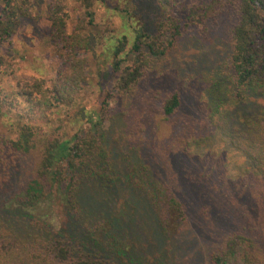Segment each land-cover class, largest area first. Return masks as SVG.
Listing matches in <instances>:
<instances>
[{
	"label": "trees",
	"instance_id": "obj_1",
	"mask_svg": "<svg viewBox=\"0 0 264 264\" xmlns=\"http://www.w3.org/2000/svg\"><path fill=\"white\" fill-rule=\"evenodd\" d=\"M75 1L87 20L79 19L72 28L62 3L48 6L51 40L57 51H62L64 61L55 78L16 81L15 90L7 92L3 87L7 62L0 49V116L4 109L19 119L14 138L0 131V264H122L120 256L132 255L130 242L120 237L115 212L109 208L126 186L131 191L125 200L135 205L131 230L136 239L143 241L141 228L149 225L155 242L165 236L173 243L175 264H264V238L257 235L259 228L251 229L249 219L240 229V222H231L238 217L239 207H250L262 211L264 229V0H111L115 2L113 10L125 14V21L120 34L108 39L93 33L98 27L94 6H107L108 0ZM119 1L125 3L124 10L117 5ZM34 8L32 0H0V47L19 29L23 18L31 17ZM226 15L232 19L227 31V62L222 71H215L206 89L207 106L197 117L204 123L203 136L195 146L200 142L211 147L210 143L219 140L224 143V152L230 153L229 169L236 166V158L244 157L246 170L238 175L240 186L230 191L228 185L226 192L222 183L210 181L211 172L198 174L189 168L180 177L188 182L184 199L161 192L163 205L159 204L160 188L151 187L145 168L128 169L132 166L118 161L117 150L108 145L104 111L114 97L131 93L156 59L170 56L186 31L200 28L207 34L209 25ZM155 29L157 34H153ZM99 45L113 59L109 70L116 89L107 94L102 110L77 114L74 119H85L87 125L82 122L72 137L45 132L43 126L25 122L51 123L62 106L77 102L89 79L87 57L82 54H95ZM160 104L163 119L168 121L182 108V95L168 92ZM31 156L36 160L31 172L23 176L24 163ZM171 157L180 168L188 160L185 151ZM205 186L213 193L207 196ZM234 192L235 203L217 212L213 200L227 203ZM197 198L207 203L200 207L199 228L213 231L231 222L230 231L207 252L204 263V253L199 254L187 239L194 229L187 202L192 206ZM255 200L258 203L253 207ZM54 204L66 214L65 228L58 229L47 221ZM170 209L179 216L171 228L167 223L175 213ZM134 253L137 256L135 248Z\"/></svg>",
	"mask_w": 264,
	"mask_h": 264
},
{
	"label": "rangeland",
	"instance_id": "obj_2",
	"mask_svg": "<svg viewBox=\"0 0 264 264\" xmlns=\"http://www.w3.org/2000/svg\"><path fill=\"white\" fill-rule=\"evenodd\" d=\"M32 2L35 3V8L32 10L31 17L23 18L19 29L0 47L1 55L7 62L5 64V75H3V87L7 92L15 90L16 81H26L40 77L53 79L64 64L62 51H57L51 40V27L46 18L49 5H55L58 2L63 4L66 12L71 17L69 20L70 28L77 24L81 18L87 20L82 11L83 9L81 10L79 3L75 0H32ZM113 5H115V2L108 0L107 6L105 4L94 6L95 22L98 27L93 33H99L102 39H108L110 36L117 37L125 21V19L122 20L125 14L114 11ZM117 5L124 10V2L119 1ZM40 9L41 11H39ZM231 20L228 15L223 16L218 22L209 25L207 34H202L203 31L200 28L186 31L179 44L175 45L176 47L174 46L175 48L170 52L171 55H168L169 58L167 56L156 59L155 63L148 69L146 78L128 95L124 97L116 96L110 100L108 102L109 109L104 111L107 113L108 119L104 126L109 138L108 145L117 150L116 158L118 161H125L132 166L128 169L133 171V166L140 170L145 168L144 174L149 176L153 184L151 187L157 188L158 186L160 188V194H157V196H160L159 204L163 205L161 192L174 197L178 195L181 199H184L182 194H184L188 182L180 177H183L189 168H194L192 172L198 174L203 172L209 174L211 172L213 178H210V181L213 184L215 182L222 183L226 192H228L226 189L228 185L230 191H235V187L237 188L241 184L237 178L240 170H246L244 169V157L236 158V166L230 170V153L226 154L224 152V143L218 140L214 144L210 143L211 147H207L205 144L201 145L200 142L198 143L199 147L195 146V142L199 141L198 138L203 136L200 133H203L204 123L201 122V119L198 120L197 117L200 116V111L204 109V106H207L205 101L206 89L211 84L215 71H222L227 62V31ZM132 32H129L130 35L134 34ZM153 34H157L156 29L153 30ZM95 51V54L91 53L92 55L82 54V56L87 57L89 79L88 85H85V88L78 95L77 102L70 107L62 106L58 112L56 111L57 113L52 119L54 121L51 123L46 124L31 119H27L25 122L37 123L43 126L45 132L53 133L56 131L61 136L72 137L79 132L82 122L85 121V119L76 121L74 118L77 114L82 111H87L89 114L102 110L107 94L116 90L115 78L110 75L109 70L113 59L109 52L106 51L104 54L103 45H99ZM105 59L108 63H105ZM171 91L181 93L183 105L174 117L165 121L161 114L160 102L164 94ZM225 108L231 109L232 107ZM17 120L19 119L14 113L1 109L0 131L6 133L8 137L14 138L19 127L17 126ZM9 124L13 126L9 127ZM84 124L87 125V123ZM177 151H185L188 154V160L181 168L179 163L171 157L176 156ZM212 154L214 156L210 157ZM35 160L33 156L27 159V162L24 163L26 169L22 174L23 176L31 172L30 166ZM137 163L140 164L135 165ZM26 172L28 173L25 174ZM157 174L159 178H156ZM180 182H184L183 186ZM131 184L133 185V182ZM125 188L126 190H122L118 200L114 201L109 208L110 211L115 212L120 237L126 238L130 242L129 252L132 255L120 256L122 257L120 262L122 264H175L172 253L173 243L169 238H164L165 236H162L158 243L155 242L149 225L146 224L145 228H141V233L144 234H142L143 241L139 242L136 239V234L131 230V215L135 214V205L125 200L129 197L131 191L129 187L126 186ZM205 188L207 196L208 193H213V190H208L207 186ZM261 188L264 189V183ZM235 194L236 192L231 195L227 203L213 200L212 203L217 212L222 211L226 204L233 205L237 197ZM137 196L135 200H138ZM200 199L197 198L196 203L192 206L187 202L189 206L188 216H192L194 227L188 234L187 239L196 247L199 254L204 253L202 263L205 262L207 252H211L217 243L223 241L224 234L230 231L228 227L231 226V222H240L237 227L240 229L249 219L250 228L252 229V226L259 228L257 235L264 238V229L261 228L262 211L255 212L250 207H239L238 217L233 218L226 225L219 226L218 229L213 231L209 229L202 230L197 222L200 221L199 214L202 212L200 207L207 203L205 201L202 203ZM197 202L200 204H197ZM257 203L258 201L255 200L252 203L253 207ZM44 212L48 211L45 210ZM159 212L163 215L160 206ZM169 212L175 213L171 209ZM244 213L245 217L242 220V214ZM42 214L47 217L45 213ZM153 214L155 216L154 211ZM224 214L227 215L228 211H224ZM171 217L173 219L167 223L169 228H171V225L173 226L174 221H179V218L176 219V217H179L178 213ZM66 219V214L61 211V207L54 204L47 221L61 229L66 227ZM153 222L156 224L157 219ZM217 239H219V242H217ZM134 248L137 256L135 253L133 254ZM171 254L172 256H170Z\"/></svg>",
	"mask_w": 264,
	"mask_h": 264
}]
</instances>
